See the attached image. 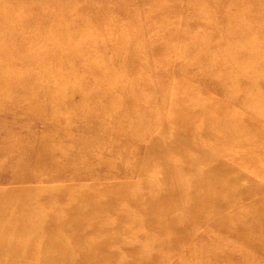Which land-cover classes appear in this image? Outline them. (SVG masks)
Wrapping results in <instances>:
<instances>
[{
	"label": "rangeland",
	"instance_id": "1",
	"mask_svg": "<svg viewBox=\"0 0 264 264\" xmlns=\"http://www.w3.org/2000/svg\"><path fill=\"white\" fill-rule=\"evenodd\" d=\"M0 3L5 10L13 14L18 12L20 21L34 20L30 25L23 27L10 13L8 16L11 17L0 21V217L6 218L14 214V208L21 200L40 201V191L50 194L57 187H61L65 194L75 198L78 196L79 201L83 200L84 196L91 197L95 194L105 198V192L111 187L119 189L128 180L135 182L137 174H133L134 177L131 178L132 172H129L130 167L135 164L134 152L149 146L150 142L160 136H163V141L172 137L176 129L173 130L175 127L171 128L168 121L176 115V109L184 112L186 118L194 115L196 119L190 121L189 129H178L179 135L186 136V133L192 132V144L199 145L198 147L207 151L211 158L226 166L242 165L241 160L234 155L249 152L247 148L238 147L244 140V143L259 142L253 139V130L262 133L264 131V0H0ZM192 7L202 11L197 10L201 12L195 11L193 15ZM57 12L61 17L55 18ZM235 12L239 15L234 14ZM196 14H204L205 17H198ZM26 17H29L28 20ZM236 18L239 20L233 21ZM73 19L74 22L65 30L67 32L64 33L62 42L59 39L62 36L60 28L52 26L63 21L69 23ZM240 20H246L241 22L247 28L242 27ZM212 22L219 27L214 26ZM208 27L210 31L207 30ZM221 33L225 36L222 37ZM230 33L233 34L232 37ZM223 38L227 42L224 43ZM189 44L193 46L188 47ZM187 48L190 51H186ZM182 51L186 52L182 55ZM64 61L66 63L63 65ZM259 68L263 69L262 72ZM108 70H111L115 77L113 84L106 82ZM222 78H225L224 81ZM221 79L223 83L220 82ZM229 90L234 93L228 92ZM113 96L116 100L119 97V101L111 102ZM149 96L151 98L146 103L144 97ZM175 102H180V105L176 106ZM249 102L253 103L249 105ZM83 104H90L87 115ZM117 105L120 110L118 113L116 110L112 115L114 124L124 119L127 112L139 115L134 117V114L128 118L129 125L138 130L137 140L131 142L126 138L116 141L113 136L102 132L98 127L93 126L85 131L81 128L86 121L99 114L97 110L100 107L115 110ZM217 105L225 107L227 114L223 118H230L238 124L232 128L216 129V121H220L221 117L211 115V111H214ZM202 109L210 112L205 114V118L210 121L206 132H216V142L212 138L203 137V141L198 138L202 128L201 117L205 116L201 115ZM181 116L183 115L180 114ZM145 120L150 124V128L146 122L143 123ZM114 124L113 126H116ZM139 130L144 131L141 133ZM233 131L235 134L231 136ZM63 133L68 138L59 140ZM103 133L104 135H101ZM43 139L59 140L58 146L70 148L77 156L93 153L94 159H98L96 162H105L104 158L111 150V153L117 152L113 155L112 162H108L109 166L111 165L110 173L113 175H84L76 179L66 174L64 178L52 180L48 179L42 170L29 172L30 164L37 160V144ZM110 145L111 147H108ZM251 150L253 151L250 152V157H258V153L254 149ZM208 163L209 161L207 165ZM25 166L26 169H23ZM186 176L181 179L187 180ZM223 176L218 180L221 189L238 191L247 187V177L244 174H240L237 179L233 178L234 180L228 179L232 174L229 177L227 174ZM248 177L251 183L258 185L263 180L261 176L253 173ZM150 179L149 182H163V177L157 174ZM68 187L70 191L65 190ZM146 191L148 190L144 193H147ZM156 193L154 190L152 195L156 196ZM65 194L63 196H66ZM80 194H83L82 197ZM247 197L250 200H246ZM260 197L256 194L246 195L245 201L237 202L238 211L245 212L251 202H256ZM35 206L43 210L44 214L56 212L61 218L58 224L65 223L63 216L79 214L77 210L72 213L64 211L66 207L54 211L50 204L35 203ZM169 207L164 210V214L176 215V211ZM40 213L34 211L31 214ZM129 214L133 215V218L138 217L135 211ZM220 214L217 219L228 218L226 213ZM177 218L182 219L183 215ZM66 223L69 225H63V233L57 230L61 229L58 227L57 234L49 232L45 236L41 233L35 234L31 230L32 235L21 234L19 237L7 238V241L17 249L29 250L31 245H34L36 252L32 254V259L35 261L46 257L53 259V264H68L65 257L72 255L70 250L74 249L71 241L76 240L79 246L80 243L86 245V239L91 236L99 239L106 236V240H103L105 254L117 258L116 263L112 264L131 263L132 259L144 260L150 264H264V254L248 253L247 248H242L243 239L247 235L230 238L225 231L217 233L211 229L215 233H209V230H203L201 226L194 224L187 225L195 234L193 237H186L183 243L179 240L173 249H167L169 244H160L159 237V241L155 240L157 236L154 231L150 235L145 228L130 227L129 222H122L121 228L125 229L126 226L132 230L133 235L147 234L150 238L138 243L132 238L122 237L115 241L116 235L110 225L87 237H76L70 232L72 223ZM0 225L6 227L9 223L3 219ZM165 234L169 236L168 231ZM2 236L3 234L0 238ZM40 246L44 247V251H38ZM83 247L84 250L87 249ZM214 248L218 250L215 251ZM82 254L84 257H90L95 253L91 255V252L83 251ZM9 255L10 253L0 252L2 259ZM19 257L20 262L26 259L24 255Z\"/></svg>",
	"mask_w": 264,
	"mask_h": 264
},
{
	"label": "bare ground",
	"instance_id": "2",
	"mask_svg": "<svg viewBox=\"0 0 264 264\" xmlns=\"http://www.w3.org/2000/svg\"><path fill=\"white\" fill-rule=\"evenodd\" d=\"M192 9L194 10V11L192 10V14L197 10H201L200 8L197 9L196 7L195 8L192 7ZM201 11H197V12L200 13ZM10 13H12V12L5 10V8H3V4L0 3V21L5 20L6 17L7 18L11 17V16H8V15H10ZM236 13L237 12H235L234 14H236ZM241 14L242 13H240V15ZM13 15L16 19H18L20 21V17H19L20 14L18 12L14 13ZM196 15L198 17H202V15H203L205 17L204 14H202L201 16L198 14H196ZM209 15H210V13H209ZM237 15H239V14L237 13ZM236 16H234V17H236ZM242 16H243V14H242ZM57 17H61V15L58 12L55 14V18H57ZM26 18L28 20L29 17H26ZM30 18H32V17H30ZM213 18H214V16H213ZM241 18L243 19V17H241ZM235 20L238 21L239 19L236 18L233 21H235ZM31 21H34V20L31 19ZM31 21H27V22L20 21L21 23H19V24L24 27V26L30 25ZM241 21L242 20L239 21L240 24L242 25V27L245 28L246 26L245 25L243 26V23L246 22V20L242 21L243 23ZM73 22H74V19L69 23L66 21H63V23H56L52 26L53 28L55 26L60 28L62 36L59 39L62 42L64 39V37H63L64 33L67 32L65 30H68L71 23H73ZM212 23L214 24L215 22H212ZM14 25H16V24H14ZM210 25H212V24L210 23ZM215 25L216 24H214V26ZM241 25H239V26H241ZM216 26L219 27L218 25H216ZM229 26H231V23ZM229 26L227 27V29L230 28ZM250 26H251V24H250ZM209 27H208V29L206 28L208 31H210ZM211 27H213V25ZM233 28L235 29L236 26ZM233 28H231V29L233 30ZM220 29H222V28H220ZM220 29L218 28V30H220ZM241 29H243V28H241ZM207 30H205V31H207ZM229 31H230V29L228 30V34H229ZM232 32L234 33V30ZM203 33H205V32L203 31ZM232 35L233 34H231V37H232ZM221 36H222V33H221ZM221 36H220V39H221ZM224 36L225 35H223L222 37H224ZM202 37H204V36H202ZM202 37H200V39ZM222 41H224V38ZM238 41H237V43H238ZM225 42H227V40L224 41V43ZM235 43L236 42L234 41L233 44H235ZM201 44H202V42H201ZM227 44H230V43H227ZM189 46H193V45L189 44L188 47ZM195 47L198 48L197 45ZM245 47H247V45ZM199 48H200V46H199ZM207 49L209 50V48H207ZM187 50H189V49L187 48L186 51ZM200 51H201V49H199L198 52H200ZM182 52H183L182 53V55H183L185 52L184 51H182ZM259 56H261V55H259ZM247 58L245 60H247ZM261 59L262 58H260V60ZM235 61H237V60H235ZM251 62L252 61L250 60L249 63H251ZM65 63H66V61L63 62V65ZM236 64H237V62L234 63L235 66H236ZM240 65L242 68L243 67L242 64H240ZM189 66L191 67V65H189ZM206 66H203V67H206ZM222 67H224V66H222ZM187 68H189V67H187ZM207 68H205V69H207ZM238 68H239V66H238ZM201 69H200V71H201ZM210 69L212 70V68H210ZM259 69L261 70V68H259ZM207 70H209V69H207ZM262 70H261V72H262ZM203 71L204 70H202L201 73H203ZM232 72H231V74H232ZM206 73H209V72H206ZM257 73H259V72H257ZM222 74H224V73H222ZM106 76H107V80H106L107 83L113 84L112 81H116L115 77H113L114 75H113L111 70H110V72H109V70L106 71ZM206 76H207V74H206ZM209 76L211 77L210 74H209ZM231 76L233 77V75H231ZM210 77H209V79H210ZM261 78H263V76ZM209 79H206V80L209 81ZM222 79H221V81L219 80L221 83H223ZM224 79H223V81H224ZM225 81H227V78ZM229 84L231 85L230 82H229ZM227 85H228V81H227ZM227 85L225 84V86H227ZM234 87H235V84H234ZM215 89H217V88H215ZM233 89L234 88L231 87V90H233ZM227 90H228V88H227ZM231 90H229L228 92H231ZM257 90H259V89H257ZM233 91L231 93H234ZM101 92H103V91H101ZM242 92H243V90H242ZM248 92H250V91H248ZM237 94H238V92H237ZM246 94H247V91H246ZM257 95H258V93H257ZM248 97L251 98L250 95ZM150 98H151V96L144 97L145 101H147L146 103H148ZM230 99L232 100V98H230ZM251 99H250V102H251ZM116 101H119V97H117V100H116L115 96H113L111 102H116ZM254 101H256V98ZM244 102H245V100H244ZM250 102H249V105H251L253 103V102L252 103H250ZM175 105L176 106L180 105V102H175ZM83 107H85L84 108L85 114L87 115L88 114L87 111H89V109H90V104L88 106L83 104ZM118 107H119V105H117L115 107V110L114 109H105L104 107L103 108L100 107V109H99V107H98L99 110H97V111H99L98 112L99 114L97 113L98 115L96 114L97 116L94 117L92 120L90 119L89 121H86L83 125H81V128H83V130L85 131L91 127L93 128V126L98 127V129L101 130L102 132H106L109 135L113 136L116 141H118L119 139H126V138L128 140H131V142L137 140L139 135L136 132L138 130H135V127L133 125L132 126L129 125L128 118L134 114H135L134 117L139 116V115L134 113V112H127L124 119L122 118L121 121H118L117 124H114L112 122V115L114 114V112L116 110H117L116 112L118 113V111L120 110V108H118ZM255 108H257L256 105H255ZM176 110H177L176 115L174 114L175 116L170 117L169 121H168L169 125H171V128L175 127L173 130L176 129V131H173L172 137L166 141H163L162 140L163 136H160L157 139L150 142L149 146L143 147L140 150L136 149L137 151L134 152L135 164L132 167H130L129 172H132V173H130L131 178L134 177L133 174H137L135 182H131V180H128L127 182L122 184L119 189L118 188L115 189V186L111 187L110 189H108L109 190L108 192H105V193H107V197H105V198L95 194V196H91V197H85L84 196V199L83 200L80 199L79 201H77L78 196L75 198V197L69 196L68 194H65L61 187H57V189L55 191L51 190L52 193H50V194H48L49 192L46 193L44 191H42V192L40 191V196H38L41 198L40 201L34 200V199L33 200L28 199V200H23V201L21 200V201H19L18 206L16 208H14V210H15L14 214H12L11 216L6 217V218L0 217V224H1V220H3V219H5L9 223V225H7L6 227H2L0 225V235L3 234L2 238H0V252L1 253L2 252L10 253V255L7 256L6 258H3V259L0 258V264H53V262H52L53 259H47L46 257H43V259H41V260L39 259V260L34 261V259H32V257H31L32 254L34 253V251L36 252V249H35L36 247L34 245L33 246L31 245V248L29 250L17 249L14 246L12 247L11 245H9L7 238L19 237V236H22L23 234H26V233L32 235L31 230H33V232L35 234L41 233L42 236H45L49 232L56 233L57 227L61 228V229H57V230L61 231V233H63V232H65L63 225H67V224L69 225V223H66L67 221H70L72 223L70 232H72L74 235H76V237L82 236V235H86V237H87V236L91 235L92 233H95L98 230H102L104 227L110 225L112 228L111 230H113L115 233L114 235H116V237H114L115 241H117L118 238L122 237V238H132V240H134L135 242L138 243L141 241L145 242L147 239L150 238V237H147V234L135 236V235H133L132 230L130 228L127 229L126 226H125V229L121 228L122 222H124V221L127 223L129 222L130 227L133 226V227L145 228L146 230H148L147 233H149L150 235L154 231V233L156 234L155 236H157L156 237L157 239H155V240L159 241V239H158V237H159L161 240L160 244H163L164 242H165V244L166 243L169 244V245H167V249H173V246L176 245V243H179V240L183 243L184 239L186 237H188V238H190L191 236L193 237L195 234H193L192 231L190 230L191 227L187 228V225L191 226L192 224H194V225H197L199 227L201 226V228L203 230H207V231L209 230L208 231L209 233L213 232L212 230L216 231L217 233L218 232L221 233V232L225 231L230 238H232V237L235 238V237H238L240 235H247L243 239L244 244L241 245L242 248H244V249L247 248L246 250L248 253L251 252V253H254L257 255H259V254L263 255L264 254V155H262V154L264 153V136H260V134L263 135L264 131L262 133L261 131H258L256 129L253 130L254 131V133H253L254 138L253 139L256 142L259 141L260 143L259 142H257V143H246L245 142L244 143V141H245L244 140L241 144L238 145L239 149H242V148L243 149H246V148L249 149V152L243 153V155H240V154L234 155L241 160L240 161L242 163L241 166H237V165H234V166H228L227 165L226 166V165L222 164V162H220L219 160H216V159L214 160L213 158H211L209 156V154L207 153V151L202 149V147H198L199 145H193L192 144V134H191L192 132L186 133V136L185 135H179L178 129H180V128L181 129L182 128L183 129H189L188 127H189L190 121L193 122V121H196V119L194 118V115H191V117L186 118V115L184 114V112L178 111V109H176ZM213 110L214 111H211V115L219 116V118L221 117L220 121H216V126H215L216 129H217V127L218 128H220V127H222V128L231 127L232 128V126H236L238 124L236 121H234L230 118H223V116L227 114L224 105H219V106L217 105ZM100 111H103L105 113L101 114ZM180 114H182L183 116L180 117ZM193 114H194V112H193ZM205 114L208 115V114H210V112L207 109H202L201 115H205ZM110 115H111V117H110ZM205 117H206V115L201 117L203 119L201 121V127L202 128L200 130L201 133H198V138H201L202 141H203V139H202L203 137H206V139L212 138L214 140V142H216V140L218 138L217 137L218 134L215 135L216 132H214V133H207L206 132V126L208 124H210V121H208ZM242 121L247 122V120H242ZM145 122H146V120L143 123H145ZM146 123L148 124V127H149L150 124L148 122H146ZM113 124L116 126H113ZM249 126L251 127L250 124H249ZM138 128L140 129L139 125H138ZM143 128H144V126H143ZM251 128H253V127H251ZM234 129L236 130V128H234ZM141 130H139V131H141ZM143 131H141V133ZM257 133H260V134H257ZM143 134H145V132ZM234 134H235V131H233V133H231V136ZM101 135H104V133ZM109 135H107V136H109ZM87 136H88V134H87ZM143 136L144 135H142V137ZM231 136H229V137H231ZM64 137L68 138V136L63 133L62 136L59 137V140L61 138L63 139ZM53 140L43 139V140L39 141V143L37 144V147H36V152H35L38 155L36 158L37 160L33 164H30V167L28 165V167L30 168L29 172L30 171L34 172L35 170H37V171L42 170L44 173H46V175L48 176V179H52V180L64 178L66 176V174H69L70 178L74 177L76 179H79L80 177H83L84 175H91V176H96V175L98 176L101 174L104 176L105 175L106 176L113 175V173H110L111 170L109 167L111 165L109 166L108 162H110V161L112 162V157L117 152L111 153L112 150L109 151V155L106 154L107 156H106V158H104V160H106L107 162L106 161L105 162H102V161L96 162V160H98V159H94L93 153H89L92 155H88V154L83 155L82 154V155L77 156V155H74L73 150H70V148H67L66 146L60 147V145L58 146V144L60 143L59 140H54V141ZM94 141H96V140H94ZM139 142L142 143L141 140ZM98 143H99V140H98ZM113 145H115V144H113ZM116 145L118 146L119 144H116ZM108 147H111V145ZM126 148H127V146H126ZM113 149L115 150V148H113ZM251 149H254L258 153V157H254V156L250 157V152L253 151ZM120 150H121V148H120ZM122 150H123V148H122ZM100 151H103V150H100ZM105 151H107V150H104V152ZM72 155H74V156H72ZM120 155H119V157H120ZM207 161H209L208 165H207ZM21 162H23V161H21ZM200 163H202L204 165L200 166L199 165ZM26 166L23 169H26ZM21 173H23V171H21ZM251 173L261 176V178H263V180H261L262 183L259 185L257 183H251V180H249V177H248V175ZM27 174H28V172H27ZM156 174L159 175L160 177H163V182H149V180H151L150 178H152V177L154 178V175H156ZM226 174L228 177L232 174V177L228 178L231 180L233 178L237 179L240 174L246 175L247 187H245L244 189L242 188L241 190H238V191L221 189L219 186V181H220L219 177L221 175L225 176ZM182 176L183 177L186 176L187 180L183 181L184 179H181ZM69 186L71 188V185H69ZM70 188L68 187V189H65V190L70 191L71 190ZM90 188H92V187H90ZM218 188H219V191H218ZM145 190H148L146 192L149 194L144 193ZM154 190L157 192L156 196L152 195V192ZM64 194L66 196H63ZM86 194L88 195V193H86ZM249 194L260 195L261 197L256 202L250 201L251 205L248 206L249 209L242 213V211H238V209H237V202L240 200L243 201L244 198L246 197V195H249ZM52 195H53V198H52ZM82 195L83 194H80V197H82ZM88 196H90V195H88ZM247 199H248V197L246 198V200ZM248 200H250V199H248ZM206 202H209V204H206ZM35 203H41L43 205L50 204L51 208H53L54 211L56 209L59 210V209H64L66 207L64 211L68 210L69 213H72V212H74V210H77V213H79V214H76V215L74 214L71 216H69V215L63 216L64 218L63 217L62 218L65 220V223L63 222L62 224H58V220L61 218L57 215L56 212H53L52 214H50V213L44 214L43 213L44 211L41 210L40 208H37L35 206ZM169 205H170L171 209L176 211V215L166 216L167 215L166 211H165L166 215L164 214V210H166V208L169 207ZM30 207H34V208H30ZM34 211H39L41 213L37 214V215L31 214V213H34ZM132 211H135L138 213L137 219L133 218V215L130 216L129 213ZM167 212H168V210H167ZM221 212L226 213L228 218H224L225 220L217 219L220 217V215L221 216L223 215V214H220ZM182 215H183L182 219L177 218V217H182ZM217 216H219V217H217ZM5 228H7V229H5ZM167 231H168L169 236H167L165 234V232H167ZM213 233H215V232H213ZM51 235H52V233L50 234V236ZM105 237L104 238L102 237L103 239H99V238L91 236V237H89V239H86L87 240V241H85L86 245H81V243H80V246H79V244H77L76 240L71 241V243H73V245H74V249L70 250L72 255L65 257V259H67V261H68V264H112L113 262L116 263L117 258H114L113 256H108L107 254H105V249L103 248V246H104L103 240L104 241L106 240ZM108 238H109V236H108ZM150 240H152V239H150ZM165 244H163V246H165ZM202 244H203V242H202ZM64 245L66 246V244H64ZM83 246H85L87 249L84 250L85 248ZM68 247H71V246L68 245ZM43 248H42V246L38 247V251H40V252L44 251ZM211 249H213V248H211ZM224 249H227V248H224ZM59 250H60V248H59ZM214 250H215V248H214ZM216 250H218V249H216ZM220 250H221V247H220ZM65 251H67V250L65 249ZM83 251L86 253L91 252V255L93 252L95 254L90 256V257L87 255H86V257H84L82 254ZM20 255H24V258H26V259H23V262L19 261ZM131 261H132L131 263L123 262V264H150L149 262L146 263V262H144V260H138V259H132Z\"/></svg>",
	"mask_w": 264,
	"mask_h": 264
}]
</instances>
